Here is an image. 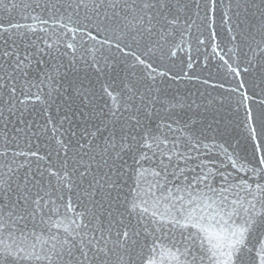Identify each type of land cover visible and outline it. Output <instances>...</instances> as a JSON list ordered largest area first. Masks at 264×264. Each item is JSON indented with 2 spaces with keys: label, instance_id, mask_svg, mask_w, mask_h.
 Returning a JSON list of instances; mask_svg holds the SVG:
<instances>
[{
  "label": "snow or ice",
  "instance_id": "1",
  "mask_svg": "<svg viewBox=\"0 0 264 264\" xmlns=\"http://www.w3.org/2000/svg\"><path fill=\"white\" fill-rule=\"evenodd\" d=\"M195 3L197 13L208 15L220 0ZM188 7L180 0H37L36 8L49 15L33 19L65 29L61 39L72 33L75 40L79 28L64 21L80 25L82 16L85 29L96 25L95 35L91 29L86 32L91 40L112 27L144 49L115 45L125 58H134L131 67L148 69L151 83L141 92L121 81L123 88L116 96V88L108 84L103 93L120 103L111 107L105 100L100 111L90 76L119 79L124 71L119 62L101 54L103 62L93 57L84 78L69 80L67 70L60 72L63 65H50L45 59L55 60V51L45 37L35 35L34 25L0 23V264H113L114 257L124 264H264V154L256 155L261 152L257 129L264 134V107L255 112L252 107L264 105V99L241 93L246 125L257 141L255 165L244 169L252 175L246 177L239 176L242 166L237 167L226 149L236 176L222 170L227 167L223 162L200 158L199 139L178 137L173 129L176 121L170 114L161 115L168 109L157 107L164 101L154 95L155 81L166 75L157 68L163 57L176 56L177 33L183 37L184 29L192 27L187 20L181 25V9ZM240 7L236 3V9ZM260 29L264 36V22ZM261 53L264 47L258 44L255 55L260 59H248L245 73L252 69L264 73ZM193 63L189 59L188 67ZM229 70L241 75L231 66ZM42 95L53 102L63 98L61 124H68V136L57 149L60 164L55 171L51 164H40L45 157L30 147L31 138L40 134L34 102L44 103ZM25 139L27 151L20 149ZM21 156L25 163L18 164ZM77 206L82 210L77 212ZM61 207L75 213V227H65L63 234L52 220Z\"/></svg>",
  "mask_w": 264,
  "mask_h": 264
},
{
  "label": "water",
  "instance_id": "2",
  "mask_svg": "<svg viewBox=\"0 0 264 264\" xmlns=\"http://www.w3.org/2000/svg\"><path fill=\"white\" fill-rule=\"evenodd\" d=\"M36 2L37 0H3L0 3V23L4 27H8L9 23L34 25L37 28L35 35L45 37L48 43H52L55 60L50 57H45V59L49 61L50 65H63L60 68L61 74L67 70L69 80L84 78L86 72L91 71L88 65L93 57L99 58L103 62L101 54L109 57L112 63L119 62L117 63L118 68L124 69L120 72L119 79L114 81L109 80L107 76L97 78L98 74H91L90 86L96 93L94 97L96 111H100L105 100H107L108 106H119V100L113 101L111 97H107L103 93V88L108 84H113V87L116 88L113 96H116L123 88L121 81L133 90L136 88H139L141 92L146 90V85L151 83L147 79L148 69L143 66L131 67L134 58L131 56L125 58L115 46L120 43L121 47L130 45L137 52L144 51L143 48L137 47L131 37L125 39L119 30L108 27L107 31L101 30L96 39L91 40L86 32L91 29L92 34L95 35L96 25L93 23L88 25V29H85L83 25L86 22L81 16L80 25L67 19L64 21L68 27L79 28L75 40L72 39V33H68L61 39L65 29L53 25L51 21L49 25H40L37 20L33 19L34 16L47 18L49 15L41 8H36ZM180 3L189 6L186 10L181 9V25L183 26L187 20V23H190L192 27L184 29L183 37L177 33L174 43L180 44V48L173 49L177 53L176 56H165L160 60L157 72L162 71L166 75L164 77L157 76L155 81L154 87L158 91H154V95L164 101L162 106L158 104L157 107L168 109L167 113L162 111L161 115L170 114L172 120L176 121L173 124V129L177 130L175 134L178 137L194 135L199 139L200 158L215 160L217 164L223 162L227 167L222 170L236 176V170L231 167L230 161L224 154L226 149L232 159L236 161L237 167L242 166L239 176H250L252 174L244 169L255 165L254 149L257 141H253L251 137V126L246 125L241 93L247 92L250 96L259 94V98L264 99V91H262L264 89V82H262L264 73H258L254 69L248 73L243 71L248 66V59L252 58L254 62L260 59V56L255 55L257 45L264 47V36L260 29L261 23L264 22V15H261V12L264 11V0H220L216 10L208 15H205L204 11L197 13L195 0H180ZM236 3L241 5L239 9H236ZM237 11L240 13L239 16L236 15ZM41 27L47 28L48 31L46 33L39 31ZM12 31L16 32L17 29H12ZM181 39L183 40L182 44ZM104 40H107V43L102 45L101 41ZM68 43H74L75 47L67 48ZM41 45L45 46L42 41ZM249 45H251V50ZM260 55L264 56V53ZM189 59L194 61L190 68L188 67ZM70 66H74L75 70H72ZM229 66L240 71L241 75L235 76L229 70ZM205 80L209 82L207 85L202 83ZM242 82L245 84V88L240 89L239 84ZM85 83L88 84L89 81L86 79ZM213 84H222L224 87H213ZM53 87H58V85H53ZM64 87L66 88L67 84H64ZM229 89L238 90L229 91ZM33 91L35 92L36 89ZM109 91L112 89L110 88ZM42 99L45 101L44 103L34 102L35 111L38 113L36 118L40 125L38 129L40 134L31 138L30 147L33 151L38 150V155L45 157V160L39 162L40 164L44 166L51 164L53 165L51 170L55 171L60 164L57 152L59 142L68 136L67 122L61 124L64 115V101L62 97H55L54 102L48 101L43 95ZM76 103L79 104V101ZM249 103L252 102L249 101ZM170 105H175V109H171ZM252 107L255 112L264 105L252 104ZM45 109L46 111H44ZM41 112L43 115H39ZM29 119L32 117L29 116ZM257 133L260 136L258 142L261 152L256 155L259 156L264 154V134H261L260 129H257ZM204 145L208 147L205 148ZM28 146L27 139L20 142L21 150L27 151ZM63 155L64 151L60 149L59 156L63 157ZM32 159V167H35V159ZM17 163H25V158L19 157ZM26 170V168L22 169L21 173ZM253 179H258V177H253ZM67 199L66 196L65 202ZM73 202H76L75 196H73ZM81 210L77 206L76 211ZM74 218L75 213L67 212L64 207H61L59 215L53 216L52 220L59 224V231L63 234L65 227L69 229L75 227L72 223ZM57 230V228H53V232ZM21 264H31V262H21ZM113 264H124V262L114 257ZM136 264H139V261H136Z\"/></svg>",
  "mask_w": 264,
  "mask_h": 264
}]
</instances>
